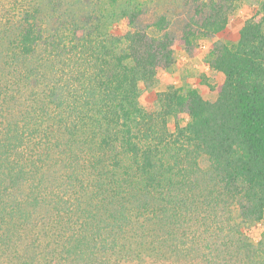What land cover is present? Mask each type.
Wrapping results in <instances>:
<instances>
[{
	"label": "trees",
	"instance_id": "16d2710c",
	"mask_svg": "<svg viewBox=\"0 0 264 264\" xmlns=\"http://www.w3.org/2000/svg\"><path fill=\"white\" fill-rule=\"evenodd\" d=\"M43 1L0 0V78L16 76L0 90V238L52 208L60 253L80 264H264V237L251 242L233 213L264 218V1L236 43L211 52L223 76L215 101L171 86L146 108L140 85L173 64L170 37L150 36L132 4L121 35L102 33L101 19L80 37L75 25L49 33ZM235 1L211 4L205 35L225 30ZM194 36L187 29L182 44ZM21 181L25 194L9 204Z\"/></svg>",
	"mask_w": 264,
	"mask_h": 264
},
{
	"label": "rangeland",
	"instance_id": "374dc122",
	"mask_svg": "<svg viewBox=\"0 0 264 264\" xmlns=\"http://www.w3.org/2000/svg\"><path fill=\"white\" fill-rule=\"evenodd\" d=\"M221 0H50L43 1L41 22L44 28L53 32L60 27L64 32L66 28L75 25L78 30V36H82L89 31V28L83 30V26L88 21L94 22L102 20V33L108 35H121L126 29V21L122 16V7L124 5H134L142 9V14L138 18V25L145 29L147 33L156 38L167 34L172 42L174 62L170 67H162L158 70L154 86L146 87L141 84L140 103L143 107H148L157 100L159 92L167 91L169 87L174 86L180 89H196L207 101H215L217 98V87L222 83V74L213 71L210 68L211 52L215 47L223 44L236 43L239 39V30L244 22L250 19L259 9L264 0H238L234 2L235 9L229 11L228 24L221 33L207 34L202 32L200 26L207 17L211 15V4H219ZM221 3V2H220ZM166 17L167 25L163 31H158L154 24L160 19ZM190 26V27H189ZM49 27V28H48ZM85 27V26H84ZM192 29L194 38L189 46L182 44L184 32ZM85 31V32H84ZM67 33V31H65ZM164 64H162L163 66ZM20 73L21 64L17 66ZM15 68L6 70L5 77L0 78V90L2 86H11L10 81L15 79ZM9 79V80H8ZM16 82H19L17 80ZM34 84V80H32ZM20 83V82H19ZM26 83L24 82V85ZM15 91H14V89ZM12 93L17 91L13 84ZM18 97L27 98V94L16 92ZM9 106L5 107L4 113H17ZM12 110V111H11ZM189 118L185 115L180 116V122L186 123ZM176 119L170 121V127L175 128ZM202 169L209 168V162L202 157L200 160ZM63 169V168H62ZM48 173V177H55V170ZM205 183H202L204 186ZM27 184L23 181L14 186L12 192L6 196V201L11 204L16 198L21 199L20 195L25 194ZM64 195H68L67 189L63 190ZM27 206L24 208L26 209ZM238 209V208H236ZM233 209L237 224L242 229L244 235L253 243H257L264 237V218L260 222L245 221L239 216V210ZM39 212L35 216H25V223H17L11 227L10 242L0 238V264H24V261L30 263L34 258H38L36 264L41 260V264H80L76 258H66L62 255L60 246H58L59 237L62 236V226L56 228L50 224V218L53 214ZM27 218H30L29 221ZM45 220V221H44ZM10 227V223L6 227ZM55 226V227H54ZM74 226V224H73ZM69 221L64 220V228H69ZM72 229L67 231L71 234ZM57 250V254H53ZM105 261V259H103ZM100 260V263H104Z\"/></svg>",
	"mask_w": 264,
	"mask_h": 264
}]
</instances>
